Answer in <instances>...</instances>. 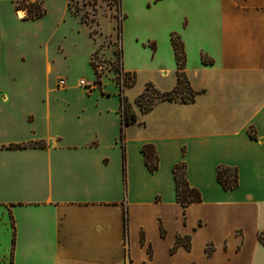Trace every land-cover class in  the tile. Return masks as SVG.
Wrapping results in <instances>:
<instances>
[{
    "label": "crops",
    "instance_id": "crops-1",
    "mask_svg": "<svg viewBox=\"0 0 264 264\" xmlns=\"http://www.w3.org/2000/svg\"><path fill=\"white\" fill-rule=\"evenodd\" d=\"M20 2L44 10L64 4L46 44L70 12L69 0L0 5L16 16ZM109 12L118 17L108 16V38L118 40L119 70L134 76L122 95L136 122L123 128L121 141L115 78L107 77L111 89L104 76L100 85L83 80L86 88L44 85L43 100L30 101L25 113L35 121L39 110V130L0 140V264H10L13 230L12 264H264V0H118ZM71 17L77 33L85 28L91 67V28ZM171 34L182 42L184 72L200 93L191 103L162 101L144 113L136 99L147 83L161 93L176 86ZM144 145L158 157L154 172L145 166ZM180 163L201 196L185 210L172 172ZM219 166L237 169V188L222 189ZM177 236L188 237L190 249L170 254Z\"/></svg>",
    "mask_w": 264,
    "mask_h": 264
},
{
    "label": "rangeland",
    "instance_id": "rangeland-1",
    "mask_svg": "<svg viewBox=\"0 0 264 264\" xmlns=\"http://www.w3.org/2000/svg\"><path fill=\"white\" fill-rule=\"evenodd\" d=\"M68 4L70 12L55 38L47 44L46 34L53 30L56 20L66 12L64 4L48 6L45 8L46 14L38 19H29L27 9L17 10L25 13L24 19H17L7 7L0 5L1 141L13 140L20 130L29 136L34 134L33 128L39 130L42 121L39 110L35 109L36 120L30 121L25 115L27 104L33 100H43L44 85L54 84L58 76L63 77L67 84L84 80L90 85L96 78L93 74L95 71L100 81L104 76L109 89L113 88L114 83L107 77L119 79V43L117 39L111 41L108 38L113 30V22L108 16L117 17L109 11L116 10L117 0H69ZM70 13L91 25L90 36L97 44L96 51L90 57L91 67L87 61L91 43L84 27L77 33L76 19ZM58 46L63 52L58 50ZM47 61L52 66L49 73H46ZM1 229L3 234L4 226Z\"/></svg>",
    "mask_w": 264,
    "mask_h": 264
},
{
    "label": "trees",
    "instance_id": "trees-1",
    "mask_svg": "<svg viewBox=\"0 0 264 264\" xmlns=\"http://www.w3.org/2000/svg\"><path fill=\"white\" fill-rule=\"evenodd\" d=\"M160 0H154V2H158ZM20 2L17 5V10L27 9V12L30 14L29 19H38L45 15L46 11L40 8V4L34 3H25ZM118 4V0H117ZM116 4V8H117ZM68 8L70 6L68 4ZM75 13V12H74ZM17 19H23L25 17V13L22 11H16ZM117 18V17H116ZM118 20V19H117ZM89 27L91 26L88 24ZM117 32L118 37H120V22L117 24ZM92 33V31L90 32ZM171 45L174 51L176 66H177V82L176 86L173 90L166 93H161L156 90L151 83H147L144 91L138 96L136 99V104L139 106L142 112L150 111L157 103L162 101H171V102H180V103H191L194 101L195 97L199 95L200 92H196L191 89L187 76L184 72L185 68V53L183 50V45L181 40L176 34H171L170 36ZM204 64H211V61L202 60ZM92 66V64H91ZM96 76L95 84L100 85L99 75L94 71ZM123 78V82H121V76ZM120 89V116H121V141L124 139L123 128L125 126L132 125L136 122V116L132 109V106L128 103L127 99L123 97L122 92L124 88L131 87L134 84V76L130 74H125L119 72V79L117 81ZM251 138L253 137L250 134ZM36 146H43L44 144L38 143ZM28 145H11L7 148L9 149H23L27 148ZM141 152L144 156V163L149 172H154L158 169V157L154 150V147L151 145H144L141 148ZM173 178L175 183V195L177 203L185 210L189 205L194 203H199L201 201L200 193L190 188L186 178V166L184 163H180L174 166L173 170ZM216 180L220 184L223 190L229 191L237 188L238 186V173L236 168L219 166L216 169ZM13 227V226H12ZM165 230L160 224V236L164 238ZM258 240L264 245V232H260L258 234ZM144 238L141 236V244L144 245ZM13 244H14V230L12 236V249L10 253V264H12L13 258ZM185 247L187 250L190 249V242L188 237L177 236L174 245L170 249V254H173L177 251L179 247ZM149 257L151 256L150 248H147ZM206 254L211 255L213 248L211 245L207 246ZM131 264V261H129Z\"/></svg>",
    "mask_w": 264,
    "mask_h": 264
},
{
    "label": "built area",
    "instance_id": "built-area-1",
    "mask_svg": "<svg viewBox=\"0 0 264 264\" xmlns=\"http://www.w3.org/2000/svg\"><path fill=\"white\" fill-rule=\"evenodd\" d=\"M122 80H123V78L121 76V82H123ZM262 80L264 81V73H263ZM56 85L58 88L63 89L66 86V80L63 78L57 79ZM78 86L86 88L87 84L83 80H80V81H78Z\"/></svg>",
    "mask_w": 264,
    "mask_h": 264
}]
</instances>
